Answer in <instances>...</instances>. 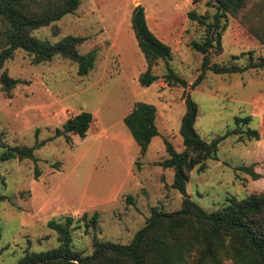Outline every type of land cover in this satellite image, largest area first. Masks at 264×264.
I'll return each mask as SVG.
<instances>
[{
    "label": "rangeland",
    "instance_id": "rangeland-1",
    "mask_svg": "<svg viewBox=\"0 0 264 264\" xmlns=\"http://www.w3.org/2000/svg\"><path fill=\"white\" fill-rule=\"evenodd\" d=\"M210 0H82L72 15L33 36L55 44L67 36L84 37L81 54L97 50L95 68L86 77L78 65L56 57L36 64L25 51L16 52L3 71L19 84L12 95L0 86V152L18 146H45L36 151L38 162L12 160L0 164V264H16L25 252H45L58 246L52 220L100 214L98 239L128 245L151 217L154 209L175 212L183 196L172 188L174 172L160 163L168 158L167 139L178 152L184 150L180 135L185 113V93L199 106L196 129L212 142L229 132L258 131L259 140L229 135L208 169L194 170L187 184L189 198L207 212L218 211L232 200L264 195V70L244 74L208 72L200 86L192 85L201 73L203 55L193 42L203 43L205 27L189 18L195 12L213 22L216 8ZM145 7L149 28L173 50L171 67L188 88L170 86L164 62L152 69L158 80L149 88L140 84L148 65L132 28L135 7ZM227 28L222 49H211V65L248 64L252 52L264 58V0H251L241 17L223 20ZM4 23L0 19V39ZM1 44V42H0ZM240 57L234 60L233 57ZM137 103L157 108L161 136L142 155L124 119ZM81 112L94 115L86 138L72 136V143L52 140L69 118ZM236 117H251L235 125ZM253 167L258 180L243 167ZM37 169L39 174L37 173ZM73 246L89 255L93 236L84 225L73 233ZM231 264V263H228Z\"/></svg>",
    "mask_w": 264,
    "mask_h": 264
},
{
    "label": "trees",
    "instance_id": "trees-1",
    "mask_svg": "<svg viewBox=\"0 0 264 264\" xmlns=\"http://www.w3.org/2000/svg\"><path fill=\"white\" fill-rule=\"evenodd\" d=\"M250 2L251 0H210L209 4L216 8L213 22H208L206 17L197 16L195 12L189 13L192 21L205 27L204 42H193L194 50L203 55L201 73L193 83V89L202 84L208 72L233 75L264 70V58H255L252 52L240 56H249L245 66L210 63L211 49L216 45L222 49V37L227 28L223 20L241 17ZM81 4L82 0H0V19L4 23L0 39V86L6 95H12L19 81L11 78L3 68L19 50L31 55L36 64L51 62L56 57L68 59L78 65L80 77H86L94 70L97 50L88 54H81L79 51L87 38L67 36L53 44L33 36L35 31L74 14ZM132 28L148 65L147 72L140 77L141 86L149 88L159 79L152 73V69L162 61L166 66L165 79L168 84L188 88V82L170 65L173 55L171 46L149 28L146 10L142 5L133 10ZM240 57L234 56L233 59L238 60ZM184 98L186 110L180 127L184 150L178 152L165 139L168 158L160 163L164 170L174 172L172 188L183 196L180 210L166 213L154 209L146 225L128 245L98 239V212L91 217L85 214L77 221L76 226L72 217L52 220L48 227L57 234L58 246L39 253L27 251L16 264H264L263 194H252L243 201L234 199L228 206L211 213L193 202L187 194L191 173L194 170L205 172L208 169L207 162L217 159L219 147L229 135L259 140L260 134L255 130L241 132L238 129L210 143L206 142L196 129L199 106L190 93L186 92ZM94 119L90 112H81L69 118L62 129L56 130L52 140L63 137L67 143H72L73 135L86 138ZM156 120L157 108L147 103H137L124 119L142 155L147 154L153 140L161 136ZM251 120V117H236L235 125H246ZM45 144L37 141L33 147L18 146L0 152V164L17 159L38 162L35 152ZM242 170L254 180L260 178L252 166L243 167ZM37 173L39 174L38 169ZM6 200L7 197L0 194V204ZM82 224L85 233L93 236L94 251L89 255L79 252L73 246V233L81 229Z\"/></svg>",
    "mask_w": 264,
    "mask_h": 264
}]
</instances>
